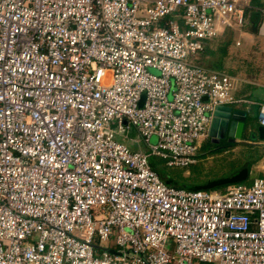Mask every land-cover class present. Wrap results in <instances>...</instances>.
Wrapping results in <instances>:
<instances>
[{
    "label": "built area",
    "instance_id": "built-area-1",
    "mask_svg": "<svg viewBox=\"0 0 264 264\" xmlns=\"http://www.w3.org/2000/svg\"><path fill=\"white\" fill-rule=\"evenodd\" d=\"M251 5L0 0V264H264V177L195 191L151 164H197L241 101L193 58Z\"/></svg>",
    "mask_w": 264,
    "mask_h": 264
},
{
    "label": "crops",
    "instance_id": "crops-1",
    "mask_svg": "<svg viewBox=\"0 0 264 264\" xmlns=\"http://www.w3.org/2000/svg\"><path fill=\"white\" fill-rule=\"evenodd\" d=\"M246 26L240 31H223L215 40L210 41L204 51L203 66L208 70L222 72L232 77L233 83L235 82L233 96L236 100L241 101L228 107L247 114V123L257 139L252 140L245 137L243 141L236 143H230L227 139L217 142V138L210 136L211 123L209 138L202 140L203 144L210 142L219 145L226 141L236 146L244 141H252L253 144L264 142L259 140L257 131L258 126H261L259 113L261 107L264 106V0H252L251 8L247 12ZM214 113L215 111L213 118ZM133 136L132 139L135 140V143L144 145L138 134ZM203 144H200L199 151L201 145L203 148ZM255 161L257 162L253 164L251 173L255 171L254 167L261 163L260 159ZM262 164L256 167V171L257 169L258 171L255 172L254 180L264 176V163ZM260 166L262 170H259Z\"/></svg>",
    "mask_w": 264,
    "mask_h": 264
},
{
    "label": "rangeland",
    "instance_id": "rangeland-1",
    "mask_svg": "<svg viewBox=\"0 0 264 264\" xmlns=\"http://www.w3.org/2000/svg\"><path fill=\"white\" fill-rule=\"evenodd\" d=\"M247 12L246 21L243 26H239L235 21H232V28L223 27L222 32H225L227 30L240 31L246 28ZM180 21L182 22V18H180ZM203 55L204 53L197 55V57L193 58V61H199L200 64H204L205 59ZM135 131L136 130L134 129L127 133L129 138L117 137V140L119 142L126 143L131 149L135 151L146 150V147L144 145H139L135 143L134 139H132L134 137L133 135L138 134L136 133L137 131ZM203 142L204 141H202L201 143L203 144ZM203 145V148L201 145V149L198 154V163L187 168H169L164 160L158 157H154L153 161L156 166V171L158 172L162 180L165 181L168 185L179 188H206L209 191L223 192L225 189H228L233 185H238L235 184L236 182L230 181L237 177L244 168H248L253 160L260 159L261 163L258 165H263L262 163H264V142L253 144L252 141H244L243 143H238L236 146H234L224 141L219 145H215L210 142L204 143ZM257 166L254 167L255 171H253V173H251L253 169L250 170V174L246 179L240 182L241 184H252L254 178L256 177L255 172L258 171V169L256 171ZM258 168L259 170H262L261 166ZM99 247L101 249H109L115 251L117 249L116 235H114L107 242H101L99 244ZM169 251L173 252V249H169ZM98 252L101 255L102 250H98Z\"/></svg>",
    "mask_w": 264,
    "mask_h": 264
},
{
    "label": "water",
    "instance_id": "water-1",
    "mask_svg": "<svg viewBox=\"0 0 264 264\" xmlns=\"http://www.w3.org/2000/svg\"><path fill=\"white\" fill-rule=\"evenodd\" d=\"M144 98L141 105L144 103ZM247 121L245 112L234 110L228 106H219L215 109L210 136L217 138V142L227 139L230 143H236L237 141H243L245 137L256 140L257 137ZM257 131L259 140L264 141V127L258 126ZM110 252L116 254L113 250H110Z\"/></svg>",
    "mask_w": 264,
    "mask_h": 264
},
{
    "label": "trees",
    "instance_id": "trees-1",
    "mask_svg": "<svg viewBox=\"0 0 264 264\" xmlns=\"http://www.w3.org/2000/svg\"><path fill=\"white\" fill-rule=\"evenodd\" d=\"M203 53H204V52H203ZM203 53H202V54H203ZM197 63L200 64L199 61H197ZM200 65L202 66L203 64H200ZM230 145H235V144H230ZM255 162H257V161L253 160V162L250 163V165L248 166V168H244V169L239 173V175H238L237 177H235L234 179H232L230 182H236L235 184H241L240 182L243 181L244 179H246V178L248 177V175L250 174V170H251V168H252V166H253V164H254ZM151 164H152L153 168L156 170V166H155V163H154V161H153V158L151 159ZM211 186H215V185H211ZM186 189H188V188H186ZM189 190H195V191H197V190H208V189H206V188H193V189H189ZM208 191H209V190H208ZM99 249H100V248L98 247V250H99Z\"/></svg>",
    "mask_w": 264,
    "mask_h": 264
}]
</instances>
